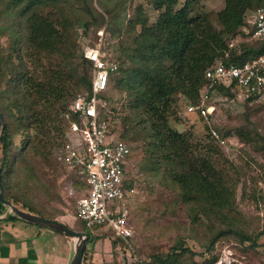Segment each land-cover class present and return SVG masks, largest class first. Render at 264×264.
<instances>
[{
    "label": "trees",
    "instance_id": "16d2710c",
    "mask_svg": "<svg viewBox=\"0 0 264 264\" xmlns=\"http://www.w3.org/2000/svg\"><path fill=\"white\" fill-rule=\"evenodd\" d=\"M98 1L105 12L94 5V0H74L71 4L74 14L60 12L63 20L60 27L55 23L53 12L40 10L42 0H0V38L9 35L8 47L0 44V107L5 120L0 138V162L4 196L25 210L55 219L56 210L37 206L36 197L31 193L35 186L42 184L39 162H49L51 156L56 159L62 147L66 129L63 116L77 94L71 92V80L76 77L77 86L82 89L79 92L92 88L93 60L86 55L87 48H78L75 42L73 57L77 61L70 62L72 75L66 73L67 64L61 59L56 64H38L36 68H40V72L32 73L27 59L41 62L70 50L67 33L74 25V21L69 20L72 16L80 21L85 35L91 29L107 32L120 18L119 32H134V47L123 49L116 57L105 49L118 62L115 72L126 74L129 80L124 88L130 90L128 103L133 117L126 119L128 130L123 136L143 138L147 152L162 153L159 159L149 157L150 168L159 173L164 166L166 176L180 184L181 197L190 195L198 201L193 217L208 215L210 211L219 215L222 224L213 228L208 249L231 232L241 241H253L256 246V238L264 231L254 238L247 236L222 216L224 210L234 206L227 197V174L217 172L212 159L217 154V143L224 137L219 132V137H215L209 130L206 139H197L190 130L173 128L170 119L176 115L180 96L194 105L199 102L206 68L225 54L233 38L240 33L246 37L245 30L252 29L249 12L255 11L263 0H224V7L217 13L220 28L197 8L200 0H153L160 13L152 24L142 17L141 7L134 21L127 24L126 0L113 2L116 9ZM137 25H141L138 33L135 32ZM239 47V55L236 50L232 53L236 63L259 54L264 45L243 40ZM2 83L7 85L5 89ZM221 89L230 92L229 88L220 87L219 91ZM7 94L5 103L2 97ZM104 97L108 103L107 93ZM251 134L252 131L246 133L245 138L250 139ZM14 135L20 137L19 143L13 139ZM6 211L7 207L0 203V213ZM8 219L18 218L9 212ZM85 228L84 224V228L78 230L89 233L87 244L94 242V235ZM180 248L182 245L176 243L167 253L157 255V261L179 264Z\"/></svg>",
    "mask_w": 264,
    "mask_h": 264
},
{
    "label": "rangeland",
    "instance_id": "374dc122",
    "mask_svg": "<svg viewBox=\"0 0 264 264\" xmlns=\"http://www.w3.org/2000/svg\"><path fill=\"white\" fill-rule=\"evenodd\" d=\"M42 1L40 10L53 12L55 23L58 25L63 23L60 12L64 13L63 15L74 14L71 7L74 0ZM102 1L110 6H114L113 2H118ZM126 2L127 24L134 21L140 7L143 10L142 17L148 19V24L154 23L159 17L160 10L155 8L153 0ZM94 5L105 12L98 0H94ZM224 5V0H200L197 8L201 13L208 14L213 24L220 28L217 13ZM113 8L116 9V5ZM251 14L252 12H249V15ZM72 17L69 20H73L74 25L67 33V43L71 49L36 63L26 58L32 73L40 72V68H36L38 64H56V61L61 59V62L65 61L67 64L66 73L72 75L70 62L74 64L77 61L73 57L74 42L76 47L88 49L98 46L102 40L104 48L111 50L115 57L123 52V49L134 47V32H119L120 18L107 32L104 29L97 32L91 29L85 35L79 25L80 21ZM140 30L141 25H137L135 32ZM236 38L237 44L244 40L241 33ZM0 44L8 47L9 35L2 36ZM126 81H129L127 75L119 71L111 76L107 91L108 107L104 109V113L113 118L116 133L132 148L128 175L137 189L135 199L129 207L134 236L126 243L118 240L108 230L94 232L85 228L95 237V241L90 242L88 250H85L86 259L94 255L99 264H160L157 255L167 253L173 245L179 243L183 247L179 250V264H264V233L256 238V246L252 244L253 241H241L239 236L231 232L221 236L211 249L207 248L213 228L222 224L219 215L210 211L208 215L195 214L196 217H193L198 201L190 195H187V198L181 197L180 184L173 183L171 177L166 176L164 166L159 171L160 174L150 168L149 157L159 159L162 153L155 152L153 155L147 152L143 138L138 139L134 135L123 136L128 130L126 119L133 117L128 103L131 99L130 90L124 88ZM1 87L5 89L7 85L2 83ZM80 90L82 89L77 86L74 76L71 80V92L74 95ZM7 97L8 94L2 97L5 103ZM209 104L214 106V109L207 120L198 109L193 108L194 104H191L189 99L180 96L176 104V115L170 119V123L180 131H192L197 139H206L209 130L211 133L212 130H217L228 139L224 144L217 143V154L212 158L217 172L227 174V197L234 203L233 208L224 210L222 216L228 218L247 236L254 238L264 231V102L250 101L237 89L230 92L221 89L212 96ZM251 131L250 139L245 138V134ZM13 139L16 143L20 141L17 135H14ZM39 165L42 184L35 186L31 191L36 197V205L56 210L55 214L61 211L76 213L77 201L84 193V183L80 177L52 156L49 162L41 161ZM6 212L9 213V210ZM77 228H84L82 221L78 222Z\"/></svg>",
    "mask_w": 264,
    "mask_h": 264
},
{
    "label": "built area",
    "instance_id": "2783aa9c",
    "mask_svg": "<svg viewBox=\"0 0 264 264\" xmlns=\"http://www.w3.org/2000/svg\"><path fill=\"white\" fill-rule=\"evenodd\" d=\"M249 22L252 29L245 30L244 41L264 45V0L252 12ZM103 43L101 40L98 46L86 50L94 64L92 88L77 93L70 102L63 116L66 129L56 159L84 183L75 217L94 232L108 230L129 243L134 236L129 207L137 192L128 175L132 148L116 133L113 118L104 113L108 107L104 96L118 62ZM235 50L239 55L237 38L230 41L225 54L204 72L200 100L193 108L207 120L214 109L209 102L220 87L240 90L250 101L264 102V48L243 63L232 60ZM212 132L219 137L217 130ZM220 142L224 144L228 139L223 138Z\"/></svg>",
    "mask_w": 264,
    "mask_h": 264
},
{
    "label": "crops",
    "instance_id": "0c3cea01",
    "mask_svg": "<svg viewBox=\"0 0 264 264\" xmlns=\"http://www.w3.org/2000/svg\"><path fill=\"white\" fill-rule=\"evenodd\" d=\"M55 219L76 230L80 229L77 228L79 220L74 213L61 211ZM75 243L74 238L50 228L20 219L10 220L6 212L0 213V264H70ZM88 247L89 244L87 250ZM85 252L81 264H99L94 255L86 259Z\"/></svg>",
    "mask_w": 264,
    "mask_h": 264
},
{
    "label": "water",
    "instance_id": "95a60500",
    "mask_svg": "<svg viewBox=\"0 0 264 264\" xmlns=\"http://www.w3.org/2000/svg\"><path fill=\"white\" fill-rule=\"evenodd\" d=\"M5 125L4 115L0 107V138L3 133ZM0 203L4 204L10 213L14 214L18 219L26 221L28 223L36 224L42 227L50 228L58 233L65 236L72 237L76 240L75 243V253L70 264H81L84 252L86 249L87 242L89 240V233L87 231L76 230L66 223L57 220L44 217L42 215L25 210L10 199H7L2 191V165L0 162Z\"/></svg>",
    "mask_w": 264,
    "mask_h": 264
}]
</instances>
